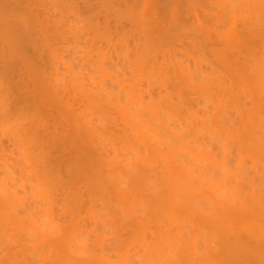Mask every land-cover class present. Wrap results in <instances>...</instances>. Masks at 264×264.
Returning <instances> with one entry per match:
<instances>
[{"label":"bare ground","instance_id":"bare-ground-1","mask_svg":"<svg viewBox=\"0 0 264 264\" xmlns=\"http://www.w3.org/2000/svg\"><path fill=\"white\" fill-rule=\"evenodd\" d=\"M0 264H264V0H0Z\"/></svg>","mask_w":264,"mask_h":264}]
</instances>
